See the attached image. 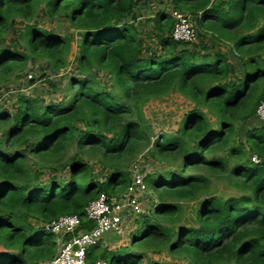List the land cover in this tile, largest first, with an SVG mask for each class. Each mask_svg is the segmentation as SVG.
Instances as JSON below:
<instances>
[{
    "label": "trees",
    "instance_id": "16d2710c",
    "mask_svg": "<svg viewBox=\"0 0 264 264\" xmlns=\"http://www.w3.org/2000/svg\"><path fill=\"white\" fill-rule=\"evenodd\" d=\"M138 1L0 0V42L21 21L23 44L0 46V85L20 80L31 59L55 74L66 68L70 38L34 23L41 9L80 34L70 99L45 103L24 94L15 112L0 111V264L52 260L54 235L43 226L60 216L77 215L81 228L92 229L85 207L100 193H122L127 165L143 150L162 166L145 175L158 201L152 218L135 221L143 231L132 238L133 251L99 243L88 263L165 264L144 261L147 250L186 264H264V163L249 159L264 157L256 117L264 94V0H156L162 9L148 24L159 49L147 57ZM167 3L191 18L195 42L171 39ZM98 72L116 92L96 80ZM172 94L192 108L175 133L151 141L143 106ZM90 162L110 171L104 181L93 177ZM45 174L58 176L44 182Z\"/></svg>",
    "mask_w": 264,
    "mask_h": 264
},
{
    "label": "rangeland",
    "instance_id": "374dc122",
    "mask_svg": "<svg viewBox=\"0 0 264 264\" xmlns=\"http://www.w3.org/2000/svg\"><path fill=\"white\" fill-rule=\"evenodd\" d=\"M22 22H17V26L11 29V32L6 35V37L0 42V46L7 48H21L22 42L20 39ZM34 23H36L39 27L45 28L46 30H50L52 32H56L61 35H67L70 38L71 49L68 55V64L65 69H62L59 74H55L51 70H47L46 66L41 64V62L33 61L32 59L27 63V67L25 68L23 75L20 80L11 82L8 84L0 85L1 87H16L19 91L17 93V97L19 95H27L30 97L38 98L40 101L45 103H57L61 100L70 99V96L73 91L69 89V78L78 77V72L76 69V61H77V42L80 38V34L78 31H74L70 28L69 23L59 17L56 20H52L46 17L43 9L38 11L36 17L34 18ZM25 24V23H24ZM225 48V49H224ZM227 50L226 47L221 48V50ZM43 66V67H41ZM31 76V77H30ZM96 80L100 81V83L108 90L116 92L113 82L108 74L103 72L96 73ZM33 81L32 83L28 81ZM1 89V88H0ZM5 90V89H4ZM23 90V91H22ZM14 93L7 92V95H4L2 91H0V99L2 97H8L6 101H4L3 105L0 106L1 110H8L9 112L15 110V101H14ZM17 99V98H16ZM15 99V100H16ZM13 102V103H12ZM7 107V108H6ZM192 108L190 102L179 96L178 94L169 95L160 100H152L146 103L143 106V114L148 120V127L151 128L152 134L151 141L155 139L160 133H175L181 123L183 116ZM149 148V147H148ZM147 148V149H148ZM147 150H143L140 152L132 163L139 164L140 167L144 170L145 173L150 174L154 172L160 171L162 166L154 161L148 153ZM132 163L127 165V169L130 170ZM89 166L91 168V173L93 177L99 181H104L105 177L110 173L108 169H103L102 166L98 163L90 162ZM58 174H45L43 181H48L52 177H57ZM63 179L68 180V174H63ZM158 203L157 198L154 193L150 191L148 195V199L146 201V213L145 215L151 219L152 213L155 205ZM138 217L137 219H139ZM136 226V227H135ZM143 229L140 225H137L136 222L132 224V226L128 229L127 234L121 237L112 238L110 242V246H108L109 250L122 249L123 246L127 244L128 249L133 251L136 245H129L133 237L141 235ZM116 239V240H115ZM124 242L123 244H121ZM104 243L100 244V247L105 248ZM113 247V248H109ZM126 247V246H125ZM57 249V248H56ZM145 260H153L156 262H161L165 264H186L187 261L182 257L171 256L166 252H161L160 254H151L147 251Z\"/></svg>",
    "mask_w": 264,
    "mask_h": 264
},
{
    "label": "built area",
    "instance_id": "2783aa9c",
    "mask_svg": "<svg viewBox=\"0 0 264 264\" xmlns=\"http://www.w3.org/2000/svg\"><path fill=\"white\" fill-rule=\"evenodd\" d=\"M171 17L174 22L171 39L187 44L195 42L197 33L190 17L176 10L172 11ZM256 117L264 125V94L257 105ZM249 159L254 164L264 163V157L256 154H251ZM129 173L130 183L122 193L111 196L100 193L85 207L86 220L94 224L92 229L81 228L77 215H63L45 224L43 229L54 235L57 253L52 260L37 264H90L87 261L88 251L101 243L105 234L121 235L130 222L146 216V201L150 194L145 182L146 173L136 162ZM65 236L70 238L65 239ZM74 245L76 250H73ZM93 264L108 263L98 259Z\"/></svg>",
    "mask_w": 264,
    "mask_h": 264
},
{
    "label": "crops",
    "instance_id": "0c3cea01",
    "mask_svg": "<svg viewBox=\"0 0 264 264\" xmlns=\"http://www.w3.org/2000/svg\"><path fill=\"white\" fill-rule=\"evenodd\" d=\"M162 9V5L160 4L159 1L156 0H139L136 6V15L139 16V21H142L141 25H140V29L142 31V37L144 39V51H143V56H149L152 52H155V50L157 51L159 48V42L152 40L154 38V33H153V28L151 27V25L148 24V22L153 18V16L157 13V11ZM166 11L169 12L170 14L172 13L173 10V6H171L170 3H167L166 5ZM191 19V18H190ZM192 21V20H191ZM223 48V47H222ZM225 49V48H224ZM218 51H223V49L221 50L218 49V47H213L210 52L212 53H218ZM227 50H224L223 52L226 53ZM228 58H230V55L228 54L227 56ZM29 83V81L27 82ZM0 91H2V93L4 95H7V92L10 93H14V101H16L15 99L17 98V93H18V89L14 86L12 87H1L0 86ZM5 89V90H4ZM23 91V90H22ZM8 99V97H2L0 99V106L3 105L4 101H6ZM13 103V102H12ZM15 104V103H14ZM7 108V107H6ZM16 111V105H15V110L11 111V112H15ZM10 112V113H11ZM261 122V121H260ZM262 123V122H261ZM263 124V123H262ZM136 221L133 220L132 222H130V224L125 227V230L123 232V234L121 235H115L112 233H107L103 236V243L104 241H106V244H104L105 248H108V246H110V242L108 243V241H110L112 238L115 237H121L125 234H127L128 229L132 226V224ZM136 227V226H135ZM116 240V239H115ZM101 242V243H102ZM100 243V244H101ZM124 242H122L121 244H123ZM126 246V247H125ZM124 248H127V244L123 246ZM109 248H113V247H109ZM112 250V249H111Z\"/></svg>",
    "mask_w": 264,
    "mask_h": 264
},
{
    "label": "water",
    "instance_id": "95a60500",
    "mask_svg": "<svg viewBox=\"0 0 264 264\" xmlns=\"http://www.w3.org/2000/svg\"><path fill=\"white\" fill-rule=\"evenodd\" d=\"M76 249H77V246H76V245H74V246H73V250H76Z\"/></svg>",
    "mask_w": 264,
    "mask_h": 264
}]
</instances>
